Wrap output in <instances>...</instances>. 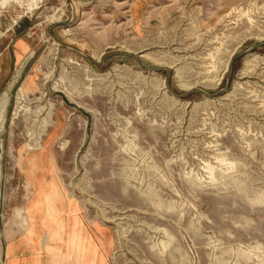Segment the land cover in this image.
<instances>
[{"label": "rangeland", "instance_id": "obj_1", "mask_svg": "<svg viewBox=\"0 0 264 264\" xmlns=\"http://www.w3.org/2000/svg\"><path fill=\"white\" fill-rule=\"evenodd\" d=\"M263 39L264 0H0V264H264Z\"/></svg>", "mask_w": 264, "mask_h": 264}, {"label": "bare ground", "instance_id": "obj_2", "mask_svg": "<svg viewBox=\"0 0 264 264\" xmlns=\"http://www.w3.org/2000/svg\"><path fill=\"white\" fill-rule=\"evenodd\" d=\"M251 37V36H250ZM264 40V39H263ZM262 40V41H263ZM73 47H75L76 49H78V50H82L81 49V47L78 45V44H76V43H74L73 41H70L69 42ZM83 51V50H82ZM141 58H143V59H146V60H152L151 58H150V56H148V55H144V56H142ZM257 58V57H256ZM154 63H155V65L156 66H158V67H165V68H169V69H173L174 67H173V64L172 63H168V64H166V63H163V62H160V61H158V60H154L153 61ZM248 62L246 63V66H248ZM210 70V69H209ZM248 71L249 70H247V72L244 74L245 76H246V74H249L248 73ZM16 217H17V219L19 220V221H23V220H25V218H24V215H23V213H22V211H20V210H18L17 211V215H16ZM164 246V245H163Z\"/></svg>", "mask_w": 264, "mask_h": 264}]
</instances>
